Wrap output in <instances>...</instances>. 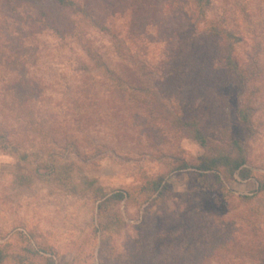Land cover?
<instances>
[{
    "label": "rangeland",
    "instance_id": "rangeland-1",
    "mask_svg": "<svg viewBox=\"0 0 264 264\" xmlns=\"http://www.w3.org/2000/svg\"><path fill=\"white\" fill-rule=\"evenodd\" d=\"M75 1H0V264H261L264 0L205 7L235 34L243 85L200 41L192 0ZM129 67L204 123L206 146L132 106ZM235 140L249 177L180 169Z\"/></svg>",
    "mask_w": 264,
    "mask_h": 264
},
{
    "label": "trees",
    "instance_id": "trees-1",
    "mask_svg": "<svg viewBox=\"0 0 264 264\" xmlns=\"http://www.w3.org/2000/svg\"><path fill=\"white\" fill-rule=\"evenodd\" d=\"M6 3L11 2L12 0H0ZM57 6L61 7H72L77 5L75 0H51ZM197 6V12L194 10L190 18H195L196 25H203L200 27V36L201 40L207 39L210 43L213 42L215 47V52L217 54V60L219 69L226 72L229 75V78H232L236 83L245 84L247 81L252 78V70L247 65H242L238 55L236 54V43L235 34L232 30L222 26L221 23H212L208 20L205 14V7L210 2V0H192ZM84 12L87 11L82 9ZM197 26V27H198ZM134 64V63H133ZM126 78L123 79L117 88L119 90H126L131 94L132 90L139 91L138 94H132V97L129 99L132 100L136 110L141 107L148 108V113L151 115L152 120L159 119L164 121L167 124L175 127L177 131H183L193 139L198 141L201 145L206 146L209 137L206 135V129L204 128V123L194 116H186L187 114L177 113L174 107L170 106L168 101L161 100L159 92L154 89V84L152 85L151 79H144L147 72L142 71L138 72L136 69L129 67L125 71ZM139 74L136 76V74ZM147 77V76H146ZM132 89V90H131ZM131 90V91H130ZM150 91V92H149ZM152 91V92H151ZM149 92V93H148ZM122 96V95H121ZM121 102L127 103L129 100L124 96L121 97ZM250 109L251 106L249 102H246L245 105L240 106L236 114L239 119L245 123H250ZM234 145L237 147L235 153L229 152H220L216 155L204 154L200 156L197 162H187L183 161L180 164V169L185 168H194L197 171L204 173L206 171H218L225 170V173L229 176H233L236 171H239L244 178H247L251 175V168L247 166L248 156L244 148L240 145L239 141L235 140ZM155 190L162 192L165 187H161V182L153 183ZM259 191H264V180H259L258 185ZM110 198L122 200L124 198V193L119 191L114 193ZM108 198V200L110 199ZM105 201H102L99 204V208H103ZM258 235L261 237L260 231ZM231 239L230 241H232ZM258 244V243H257ZM250 249L251 245H248ZM256 251L261 254V264H264V246L258 244L255 245ZM204 255L198 257L191 256L188 259L189 263L199 264L203 260ZM52 264L54 261L52 260Z\"/></svg>",
    "mask_w": 264,
    "mask_h": 264
}]
</instances>
